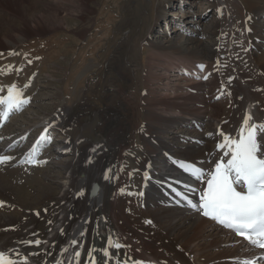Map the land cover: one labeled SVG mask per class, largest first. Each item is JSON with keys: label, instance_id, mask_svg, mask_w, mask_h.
<instances>
[{"label": "bare ground", "instance_id": "obj_1", "mask_svg": "<svg viewBox=\"0 0 264 264\" xmlns=\"http://www.w3.org/2000/svg\"><path fill=\"white\" fill-rule=\"evenodd\" d=\"M17 1L22 0H15ZM171 1L173 0H163L159 5L158 15L160 18L165 17L166 22L171 21L169 18L173 16L172 13L169 16L168 12L169 9L172 10ZM258 1L264 0H209V3H205L204 12L206 13L208 6L210 9L215 8V19H218L215 22L214 34L217 42L210 49H207L202 40L194 44V40L185 38L172 46L153 43L150 45L152 61H149L144 72L147 93L144 98L141 97L144 110L133 106V102L137 101L136 97L130 98L126 95L123 100L120 99V103L112 109L113 122L108 144H93L92 148L88 149L93 155L92 164L95 165L86 175H73L70 172L62 182L57 183L61 186V192L55 198V206L58 208L46 206L53 211L39 213L35 211L37 209L24 208L12 187L4 189V182L10 183L15 177L20 178L15 179L14 184L18 181H34L31 177L33 170L22 167L29 161L17 152H7L13 147H19L30 136L33 127H42L45 139L41 140V135L35 140L34 146L24 149L28 157L38 152L43 143L44 146L48 145L47 131L68 119L70 108L57 109L54 115L47 112L42 116L35 115L38 121L31 125L30 119L25 116L27 112L19 115L16 120L19 121L18 126L27 124L29 127H25L24 131L13 129L11 133L16 137V141L0 145V156L12 158L0 164V186L3 189L0 191V201L3 202L0 208V250L9 252L18 264H24L25 258L28 264H91L93 259L96 264H106L102 250H108L112 254V259L107 260V264H114L116 258L124 261L129 257L131 259H128V264H132L134 260H142L146 264H240L239 261L243 258L254 257L257 252H252L248 244L202 218L199 212L189 206L188 200L199 202V193L203 186L190 175L188 169L193 164L206 170L212 169L214 162L223 154V150L217 147L223 140L220 133L235 137V131L239 130L246 116L252 117L251 123L264 124V50H258L259 53L254 56L252 51L256 47L251 46L255 39H251L249 45L241 43L253 37L255 30L263 27L258 21L254 22V18L249 21V17L245 18V13H249L251 17L255 15ZM232 4L234 7H231ZM238 12L241 18H237ZM205 13L203 14L206 15ZM238 20L244 24L243 28L250 24L248 31H234L241 25ZM256 25L259 26L255 27ZM180 31L184 32V29ZM254 36L264 42L258 35ZM173 37H168L167 42H172ZM125 47L123 44L121 49L124 51ZM122 70L126 75L132 72L125 68ZM169 72L176 74L168 76ZM176 75L181 77L176 81L177 84L188 82L190 85L184 88L182 84V87H173L176 82L172 78ZM232 77L233 79H230ZM114 85L117 94H110L111 98L107 97L111 102L112 98L121 97V82ZM221 87H224V91L220 90ZM215 91H219L221 100L225 99L230 104L228 116L223 112L225 109L220 111L211 105L217 99L211 97ZM204 92L211 98L206 99ZM170 94L175 96L170 97ZM0 95L7 94L0 92ZM197 97L201 99L199 106L188 107V99ZM27 101L29 102L22 110L33 106L30 100ZM14 111L16 115L19 114ZM63 111L65 114H62ZM139 111L147 121L145 132H142L144 147L147 149L144 154L130 151L129 137L116 138L117 133L124 132L126 122L127 125L132 123L131 118ZM206 125L210 127L208 135L203 134L206 136H195L192 139L188 137V141L183 135L184 131H176L186 128L187 133L192 128H202ZM8 129L10 126L3 131L7 132ZM173 140L184 142L177 154H174L176 148ZM261 144L264 146V140H261ZM74 146L75 144H70L58 147L65 149L60 155L68 154ZM110 146L109 152L106 153V148ZM55 153L61 157L59 153ZM106 155L110 158L107 172ZM128 159L136 166L133 171H130L133 167ZM43 162L39 160L37 164L43 165ZM62 166L65 167V164ZM135 172L140 175H135ZM49 179L51 178L43 175V181ZM93 184H97L100 189L90 195ZM186 186L196 191H190ZM177 192L181 195H177ZM132 203L138 205L135 214H131L128 209ZM17 208L28 217L17 219L12 215ZM3 209L7 210L2 213ZM55 211L60 213L55 214ZM137 211L138 220L133 217ZM47 218H50V222ZM43 220L47 221L46 230H41L40 222ZM192 234L204 238L208 241L207 245L198 246L196 240L190 236ZM72 240H76L77 245L73 246ZM35 241H40L38 246ZM108 241L112 242L111 246ZM117 243L127 247L117 249ZM184 245H188V248L184 249ZM76 252H80L79 257ZM88 252H92L91 258L87 255Z\"/></svg>", "mask_w": 264, "mask_h": 264}, {"label": "rangeland", "instance_id": "obj_2", "mask_svg": "<svg viewBox=\"0 0 264 264\" xmlns=\"http://www.w3.org/2000/svg\"><path fill=\"white\" fill-rule=\"evenodd\" d=\"M162 1L22 0L15 2V0H0V45H2L0 47V88L7 92V88L15 84L23 92L24 98L30 100V104L33 103L32 107L23 109L21 113L11 118L8 123L10 129L3 133L0 145L12 143L16 139L11 133L13 129L19 128L24 131L29 127L27 124L22 127L18 126L19 121L16 120L19 115L27 112L25 116L27 115L26 118L30 119L31 125L38 121L36 116L45 115L46 112L54 115L57 109L70 108L69 118H66L63 123L60 122L53 126L54 128L48 134L50 138L54 139L52 149L57 151L50 150V156L45 157L46 165L42 169H31L33 170L31 177L34 181H18L14 184L13 181L20 178L15 177L10 183L5 181L3 184L4 189L5 187L14 189L22 207L37 209L35 211L39 213L53 211L46 206L58 208L55 206V198L59 196L61 186H58L57 183L62 182L70 172L73 175H86L94 167L95 164H92L93 155L88 149L92 148L93 144H108L110 126L113 122L112 109L123 100L124 96L136 97L137 101L133 102V106L138 110H144L141 97L144 98L147 93L145 91L147 86L146 81H144V72L149 61H152L150 58V45L152 43L172 46L178 40L185 38L186 40H194V44L198 40H202L207 49H210L217 42V38L215 39L214 36L216 33L215 22L218 21L215 19L216 9H210L208 6V10H210L207 14L204 12L206 10L204 4L209 3V0L171 1L173 3V5L171 3L172 10L169 9L168 12H170L169 16L171 13L173 16L169 18L171 21L168 22H166L165 17L160 18L158 15L159 5ZM263 3L264 1L257 2V6H255L257 11L254 12L255 15L253 16L254 19L256 18L255 21L263 26L262 30H255L253 37L241 41V43L249 45L250 40L255 39L251 46V48L256 47L252 51L254 56L259 53L258 50H264V42H260L259 39H256L257 36H254L258 35L264 39ZM231 7H234V4ZM203 13L210 16L207 17ZM245 14L246 19L251 17L249 13ZM238 17L241 18L239 12ZM240 21L238 20L239 25L241 24ZM242 25L244 24L240 25L242 29L237 27L234 31L237 33L239 29L240 31L243 30ZM180 29H184V32ZM227 33L230 34L229 30ZM172 36H174L173 41L167 42L168 37ZM123 44L126 46L124 51L121 49ZM117 61L120 62L117 63ZM122 68L132 71L131 76L124 74ZM156 70L158 72V69ZM175 74L169 72L168 76ZM179 77L176 75L172 79L176 82L181 79ZM119 82H121V97L116 98L117 100L112 98L113 101L111 102L108 99L111 98V95L117 94L114 84L117 85ZM181 84L183 88L190 85L188 82L180 84L176 82L172 86L177 88L180 85L182 87ZM220 90H224V88L221 87ZM218 93L219 91H215L211 95V97L217 98L211 105L220 111L225 109L223 112H225V116H228L230 104L225 99V101L221 100ZM204 94V97L209 99V94L206 92ZM169 96L174 97L175 95L170 94ZM199 103H201V99L198 97L188 99L187 106L196 108ZM62 114L65 112L63 111ZM131 119L132 123L129 122L127 125L126 122L125 124L128 130L125 126L124 132H126L117 133L116 138L129 137L128 148L130 151L144 154L147 149L144 147L142 132H145L146 129V118L139 111L137 115L134 113ZM183 125L181 126L183 127ZM42 130V127H33L30 136L25 139L23 145L18 148L19 150L11 149L7 153L17 152L23 155V149L30 146L32 140L40 135ZM209 130L210 127L206 125L201 130L191 129L187 133H185L186 128L176 131L180 133L184 131L185 134L183 133V135L188 141V137L191 139L195 136L205 137L209 134ZM172 142L176 148L174 154H177L180 150L179 147L184 142L179 140ZM70 144H75L74 149L71 148V152L66 155L63 154L64 156L59 154L61 157L56 156L55 152L65 150L58 147ZM110 148L111 146L106 148V153L109 152ZM212 149L214 150L213 145ZM73 153L77 154H74L75 159ZM105 158H107L106 170L110 158L108 155ZM63 164L65 167L62 166ZM132 167L130 171L136 169L133 162ZM134 174L140 175L138 172ZM43 175L51 179L43 181ZM2 190L0 186V191ZM137 208L138 205L134 203L131 204V208L128 207L131 214H135ZM7 209H3L2 213ZM23 213L17 208L12 215H15L17 219L28 217L27 214L23 215ZM54 213L60 212L55 211ZM128 216L132 217L129 214ZM133 217L138 220V211ZM46 220L50 222V218ZM46 220L40 222L41 230L48 228ZM190 236L196 240L198 246H206L208 243L204 238L199 236L198 238L195 234ZM183 247L187 249L188 245ZM182 253H184L183 249Z\"/></svg>", "mask_w": 264, "mask_h": 264}, {"label": "snow or ice", "instance_id": "obj_3", "mask_svg": "<svg viewBox=\"0 0 264 264\" xmlns=\"http://www.w3.org/2000/svg\"><path fill=\"white\" fill-rule=\"evenodd\" d=\"M2 91L3 88H0V92ZM28 102L15 84L7 88L6 96L0 95V107L5 109L4 115L22 110ZM251 121L252 117L246 116L235 137L220 133L223 140L217 147L223 150V154L214 162L212 169L206 170L196 164L189 167L190 175L203 187L199 193V202L188 200V204L204 217L233 230L255 247L264 249V146L261 144V140H264V124L258 125ZM40 139L44 140L45 137L42 135ZM11 159L9 156H0V164ZM186 187L190 191H196L190 186ZM177 195L181 194L177 192ZM2 205L3 202L0 201V206ZM39 243L40 241H35L37 246ZM71 243L75 246L78 242L72 240ZM108 243L111 246L112 242ZM115 247L119 249L127 246L117 243ZM102 254L107 264V260L112 259V254L108 250H102ZM87 255L91 258L92 252ZM76 256L79 257L80 252H76ZM128 259L121 261L116 258L114 264H128ZM260 259H264V256ZM0 264L18 262L11 258L9 252L0 250ZM24 264H28L27 258L24 259ZM91 264H96V261L93 259ZM132 264L146 262L134 260ZM244 264H256V261H245Z\"/></svg>", "mask_w": 264, "mask_h": 264}]
</instances>
